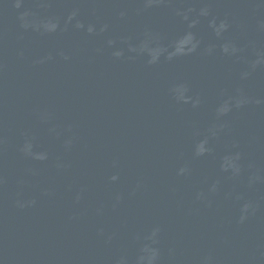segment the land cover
Returning a JSON list of instances; mask_svg holds the SVG:
<instances>
[{
    "label": "water",
    "instance_id": "obj_1",
    "mask_svg": "<svg viewBox=\"0 0 264 264\" xmlns=\"http://www.w3.org/2000/svg\"><path fill=\"white\" fill-rule=\"evenodd\" d=\"M0 264H264V0H0Z\"/></svg>",
    "mask_w": 264,
    "mask_h": 264
}]
</instances>
